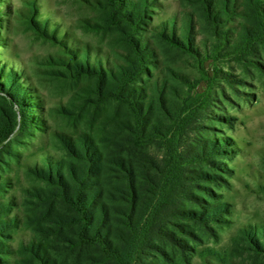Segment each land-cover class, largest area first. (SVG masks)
<instances>
[{"label": "trees", "instance_id": "trees-1", "mask_svg": "<svg viewBox=\"0 0 264 264\" xmlns=\"http://www.w3.org/2000/svg\"><path fill=\"white\" fill-rule=\"evenodd\" d=\"M152 1L105 0L107 25L129 48L114 67L89 48L69 46L68 36L62 40L70 74L94 77L99 102L116 100L129 111L119 124V152L108 153L83 130L55 132L63 156L31 152L38 133L48 131L44 115L35 112L39 97L23 71L0 65V264H264V219L242 226L224 249L210 244L233 226V205L214 189L227 182L221 173L228 166L218 157L233 142L204 136L200 128L201 110L213 100L220 77L215 66H206L210 54L226 52L245 69L262 67L252 58L264 50V0H196L216 38L206 50L197 45L193 17L183 35L177 19L173 27L156 28L203 70L202 89L184 75V87L175 90L165 72L157 73V52L144 36ZM241 15L249 20L235 32L230 23ZM31 19L58 39L57 26L51 32L49 23ZM14 142L26 152L11 149ZM151 145L162 153L150 151ZM18 167L41 184L26 185L15 174ZM243 249L250 259L243 260Z\"/></svg>", "mask_w": 264, "mask_h": 264}, {"label": "rangeland", "instance_id": "rangeland-1", "mask_svg": "<svg viewBox=\"0 0 264 264\" xmlns=\"http://www.w3.org/2000/svg\"><path fill=\"white\" fill-rule=\"evenodd\" d=\"M104 2L0 0V9L6 6L4 11H0V65L7 64L25 73L34 95L39 97L35 100L40 102L35 112L44 115L47 122L48 131L38 133L31 152L42 148L54 155L63 156L55 132L73 133L77 130L93 134L108 153L119 152L122 148L123 132L119 124L130 117L129 111L116 100L99 102L95 93V78L71 75L68 66L62 61L66 56L69 57L67 46L62 44L64 36L69 37V46L84 51L89 48L93 57L99 53L104 62H109L113 67L126 59L129 48L121 33L114 26L107 25ZM152 2L155 5L144 36L157 52L160 61L157 73L163 76L165 72L171 90L184 87L181 80L184 75L200 82L198 88L202 89L204 83L200 80L203 78V70L199 68V63L190 55L171 47L156 31L163 23L173 27L177 19L178 33L183 35L188 18L193 17L197 45L203 50L207 46L212 47L216 38L211 33L199 3L196 0ZM36 13L40 15H33ZM31 18H39L44 26L49 23L51 32L57 26L58 39L51 33L42 32ZM248 20L249 17L237 16L230 25L234 26L236 32ZM172 30H169L171 35ZM210 55L212 60L207 61L206 66L210 69L215 66L220 77L219 83L213 85V100L209 106L203 105L205 109L201 110V132L204 136L229 138L233 142L225 147L226 154L218 157L228 166L229 171L221 173L227 182H224L222 188H214L215 192L224 194L233 205V213L228 215L233 220L232 228L224 230L219 241L210 240V244L224 249L231 245L232 237L242 226L264 219V50L257 58H252L262 67L251 66L249 69H245L237 57L226 52ZM229 77H232L235 87L228 83L226 78ZM3 93L0 89V95ZM63 108L68 112H64ZM217 115L231 116L232 120L224 121ZM26 139L30 142L29 137ZM22 146L14 142L10 148H20L26 152ZM150 151L162 153L156 145H151ZM37 158L41 160V156ZM19 167L15 174L26 185L41 184L26 174L25 167ZM243 252V260L250 259L248 251L243 249Z\"/></svg>", "mask_w": 264, "mask_h": 264}]
</instances>
